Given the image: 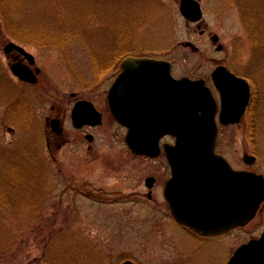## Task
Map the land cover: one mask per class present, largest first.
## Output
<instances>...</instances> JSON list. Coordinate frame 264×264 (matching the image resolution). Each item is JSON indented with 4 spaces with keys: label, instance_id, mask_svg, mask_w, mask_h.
Wrapping results in <instances>:
<instances>
[{
    "label": "rangeland",
    "instance_id": "374dc122",
    "mask_svg": "<svg viewBox=\"0 0 264 264\" xmlns=\"http://www.w3.org/2000/svg\"><path fill=\"white\" fill-rule=\"evenodd\" d=\"M180 2L0 0V91L9 92L0 102V264H117L124 258L158 264L160 256L162 264H180V255L185 259L163 232L170 211L162 196L158 204L110 205L80 193L96 192L99 198L111 191H142L144 177L169 173L163 155H130L125 128L104 106L101 94L110 76L105 63L120 40L167 59L176 77L208 80L225 65L250 79L253 108L239 124L221 130L220 148L242 169L264 174V0L252 7L243 0H200L203 19L197 23L181 14ZM253 17L260 21L259 36L249 34ZM53 39L62 46L41 45ZM12 41L35 57L33 68L41 70L37 84L11 72L5 47ZM79 99L95 101L104 112L102 125L88 131L95 135L92 144L87 131L72 124ZM52 118L64 124L68 142L60 149L48 124ZM89 146L92 155L120 159L124 168L112 172L104 161L85 160ZM263 229L264 206L248 226L204 244L182 245L187 237L178 233L187 256L183 264H226ZM159 237L166 241L162 248Z\"/></svg>",
    "mask_w": 264,
    "mask_h": 264
},
{
    "label": "water",
    "instance_id": "95a60500",
    "mask_svg": "<svg viewBox=\"0 0 264 264\" xmlns=\"http://www.w3.org/2000/svg\"><path fill=\"white\" fill-rule=\"evenodd\" d=\"M180 9L189 21L198 22L203 17L196 0H182ZM213 41H218V37L214 36ZM13 48H18L30 64H34V57L13 42L6 46L5 53ZM132 64L145 71L141 73L144 80L148 79V67L159 65L154 85L159 102L152 108L141 96L137 108H120L111 101V110L115 118L129 128L127 143L136 154L158 156L161 152L160 139L167 134L177 137L174 146H165L175 175L167 183L165 196L174 216L203 235L224 234L235 227L247 225L264 201V176L251 171H234L225 158L215 153L218 135L216 103L205 82L187 77L179 80L172 78L170 64L164 61L129 59L123 63V72L115 89L130 76ZM11 69L21 81L37 84L40 69L34 71L20 62L14 63ZM213 78L223 96L222 122L239 123L249 103L248 83L224 67L217 68ZM146 85L147 82L141 85L142 93L148 91ZM72 119L79 128L86 123L98 125L102 122L101 114L91 102L84 100L75 105ZM50 123L53 131L61 132L59 121L52 120ZM213 166H220L224 180L217 184L219 186L214 191L206 184L200 191L197 181L191 177L199 173L206 175ZM122 264L135 263L125 261ZM228 264H264V233L260 239L251 240L238 248Z\"/></svg>",
    "mask_w": 264,
    "mask_h": 264
},
{
    "label": "flooded vegetation",
    "instance_id": "af4514ba",
    "mask_svg": "<svg viewBox=\"0 0 264 264\" xmlns=\"http://www.w3.org/2000/svg\"><path fill=\"white\" fill-rule=\"evenodd\" d=\"M24 49L26 50L25 47H24ZM141 52H142L141 50L139 51V50H136L135 48H131V44H130L129 40H120V42L116 45V47L112 48V53L110 55V58L105 63L106 64L105 69L108 72V74H110V76L108 78L107 86L101 95L104 94V106L106 107L107 111H109V115L119 125H121V124L116 120V118L114 117L113 112L111 110V108H112L111 101L113 102L114 105L119 106L120 108H125V109L137 108L138 107L137 101H139L141 99V96H144L149 107L155 108L156 104H158V102H159L158 94L156 93L155 86H154L156 84L157 80H156V77L154 74L155 69H154L153 65L149 66L148 71H147V73L149 75H151L150 78H148L147 80H144L141 77V73H143L145 71L138 69L139 65H137V64L133 65L132 64L130 76L123 81L122 85H120L117 89H115V84L123 72V63L125 61H127L129 59H136V60L149 59V60H155V61L156 60L168 61L167 59H162V58L154 56L152 54H146V53H141ZM8 56L12 58L13 62H17V63L20 62L22 64L28 63L27 57L18 48H13L11 50V52L8 54ZM171 65H172V74L174 77H176L173 73V64L171 63ZM219 66H225V65H219ZM219 66H217V67H219ZM225 67H227V66H225ZM227 68L231 73H233L237 77H241V78L243 77V76L239 75L238 73H236L235 71H233L231 68H229V67H227ZM213 71L211 73L210 79H208V80L205 79V84L209 88V90L211 91L213 99L217 105V113H216L215 119H216V122L218 125V132L219 133H218V139H217L216 153L223 156L230 163V165L232 166V168L234 170L240 171V170H242V167L240 165H236L233 162V160L231 159L230 155L228 153L223 152L220 148L221 130L224 127L236 126V124H225L221 120L223 96H222L221 91H219L215 86V83H214V80L212 77ZM176 78H178V77H176ZM243 78H245V77H243ZM194 79H196V78H194ZM245 79L249 82L250 90H251L249 106H248L247 111L245 113V115H247V113L253 108L252 107V100H253L254 88L251 84L250 79H248V78H245ZM146 82H147L146 86H147L148 91L140 94V92H141L140 87L143 83H146ZM152 85L154 87L151 88ZM83 100L91 102V104L95 107V109L101 114L102 123H103L104 112L99 110V108L96 106L95 101H93L91 99H79L75 102V104L77 102H80ZM52 119L59 121V128H60L61 132L60 133L59 132H53V131L52 132L62 142V144L59 146V149H60L63 145H65L68 142L67 138H65V135H64V124L60 118H52ZM102 123L98 124V125L86 123L82 127L75 128V129L78 131L86 130L87 132L85 134V138L89 143L92 144L95 141V135L93 134V132H88V131L93 130L94 128L101 126ZM123 127L125 128V131H126V133L124 135L125 136V143H126V146L128 148V152L130 153V155L132 157H135V158L139 157V158H144V159L145 158L146 159H156V158L163 155L165 157L167 163H168L167 156L163 150H162L160 156H158L156 158L148 157L146 155L135 154L128 147V143H127L128 129L125 126H123ZM175 142H176L175 137L165 136L161 139L160 144L163 147L167 143L174 144ZM89 147L86 149V153H88V155L87 156L84 155L85 160L88 159V160H90L91 163L95 162L97 160L104 161V163L106 162L105 167L107 169H110L112 172H119L124 168V165H121L120 163H118V162H122V160L116 159L112 156L111 157L101 156L98 158V156L92 155L94 153V150L92 147H90V148ZM128 156H129V154H128ZM238 162L240 163L239 159H238ZM223 168L225 170V166ZM168 170H169L168 175L165 174L164 177L161 175V173H159V174L152 173V174H150L149 177H144L142 179V191H130L129 193L121 192L119 190L118 191H111L109 194L106 195L108 197H101L100 196L99 198H97L96 192L81 191L80 193L83 197H85L87 199L94 200V202H98L100 204H110V205H116V204H122V205L123 204H127V205L158 204V203H160L158 195L162 196L164 203L168 206L169 211H170L169 215H165V221L162 223V225L165 227V229H163V232L165 230L169 233L168 238L171 239V240H169L171 245L173 247L179 248V250L181 251V254L185 255V259L182 258L183 255H180L179 262H180V264H183V263H185L187 256H186L185 252H183L181 250L182 246L180 245V240H179L180 236L178 235V233H182L187 237V241H185V243H187V244L182 242V245L184 244L187 246V245L191 244V242L192 243L195 242L196 245H199V244H204L205 242L212 240V239L224 237V236H226V235H228V234H230V233H232L238 229H241L242 227L232 229L231 231H229L225 235L204 236V235H201L200 233L196 232L195 230H193L191 227L179 222L178 219L174 216L173 212L171 211L170 204L167 201V198L165 197V186H166L167 182L169 181V179L174 178L173 169L169 166V164H168ZM224 178H225V176L220 173V166H213V168L210 169V172L206 175L199 173V174L191 177V179L197 181V183H198L197 189H200V191H203L205 184L214 191L219 186L217 184H219L220 182L222 183V180H224ZM100 192L101 193H107L103 190H100ZM139 196L141 197V199H139ZM263 206H264V203L262 204L259 212L255 216L253 221H255V219L258 217ZM166 225H170V227H168ZM263 232H264V229L258 234L257 233L253 234V238H251V239L259 238L263 234ZM157 242L159 244V247H161V248L163 246H165V244H166V241L162 237H159ZM176 257H177V255H176ZM161 259H162V257L160 256L159 260H158V264L163 263L161 261ZM125 261H132L135 264H141V263L135 262L134 260H132L130 258H124L123 260H121L117 264H122ZM177 261L178 260H176V262L173 261V264H177Z\"/></svg>",
    "mask_w": 264,
    "mask_h": 264
},
{
    "label": "trees",
    "instance_id": "16d2710c",
    "mask_svg": "<svg viewBox=\"0 0 264 264\" xmlns=\"http://www.w3.org/2000/svg\"><path fill=\"white\" fill-rule=\"evenodd\" d=\"M243 1H244V3H245L246 6L252 7L255 4V0H243ZM258 24H260V21L257 18L253 17V19L251 21V25L249 26V28H250L249 34H253V36H259L260 34H262L260 31H258V30L256 31V29H255V25H258ZM252 25L254 26L253 27V30L251 29V26ZM38 41H40V40L38 39ZM41 42H44V43H41V45H43V46L44 45L52 46L55 43L58 44V46L59 45L62 46L61 45L62 44L61 43V40H58V39H53L51 42H49V41H41ZM1 84L3 86V83L2 82H1ZM3 89H5V88H3ZM8 94H9L8 91L7 92L6 91H4V92L0 91V102L5 101L6 98L8 97ZM17 100H16V98L14 100L15 107L19 105V100L18 101Z\"/></svg>",
    "mask_w": 264,
    "mask_h": 264
}]
</instances>
